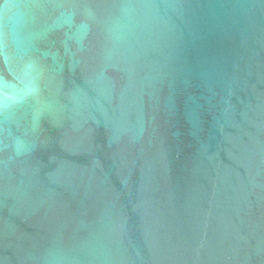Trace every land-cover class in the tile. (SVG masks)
I'll return each instance as SVG.
<instances>
[{
  "label": "water",
  "instance_id": "obj_1",
  "mask_svg": "<svg viewBox=\"0 0 264 264\" xmlns=\"http://www.w3.org/2000/svg\"><path fill=\"white\" fill-rule=\"evenodd\" d=\"M0 264H264V0H0Z\"/></svg>",
  "mask_w": 264,
  "mask_h": 264
}]
</instances>
